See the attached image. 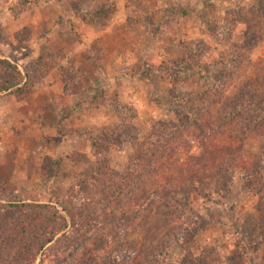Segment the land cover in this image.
I'll list each match as a JSON object with an SVG mask.
<instances>
[{
	"label": "rangeland",
	"instance_id": "1",
	"mask_svg": "<svg viewBox=\"0 0 264 264\" xmlns=\"http://www.w3.org/2000/svg\"><path fill=\"white\" fill-rule=\"evenodd\" d=\"M111 1L94 28L69 0H0V59L26 76L0 91V182L44 205L31 211L52 240L33 264H264V79L249 78L264 73V0H169L186 18L165 0ZM150 13L157 28L142 25ZM48 157L62 161L53 182Z\"/></svg>",
	"mask_w": 264,
	"mask_h": 264
},
{
	"label": "trees",
	"instance_id": "2",
	"mask_svg": "<svg viewBox=\"0 0 264 264\" xmlns=\"http://www.w3.org/2000/svg\"><path fill=\"white\" fill-rule=\"evenodd\" d=\"M88 0H69L68 5L70 11L76 12L78 16H81L83 19H86V21H83V23H88V25L93 26L96 28L94 23H97L98 17L104 14L107 11H110V13H114L117 9L116 5L113 4L111 0L101 1L97 3L95 6L87 7L85 3ZM164 10L167 11V13L171 16L175 15H181L183 18H186L188 16V9L185 5L176 4L175 2H170L169 0H165V8ZM230 16H233V12L230 11ZM85 17V18H84ZM56 18V17H55ZM59 18V17H57ZM205 19V16L202 15L200 23V26H204L205 23H203V20ZM207 19V18H206ZM226 19H222L220 23H214V21L210 22V26L208 29V32L211 33L212 36L215 37H223L225 36V32L227 30V27L223 22H225ZM153 23L155 28L158 27V23L153 21L150 14H145L142 19V25L146 28L149 23ZM214 23V24H213ZM213 24V25H212ZM217 24V25H215ZM57 25V24H56ZM210 30V31H209ZM94 54V53H93ZM229 57V56H226ZM86 59L92 66L94 67V70L99 68V59L98 57H92L90 53L86 52ZM179 71H181L182 75L186 76L188 73V70L191 68L189 58L182 57L179 59ZM227 62H223L222 64H226ZM221 63H218V65H215L213 67L215 70L218 69L222 65ZM259 65V62L256 64ZM175 69L168 70V73L165 72L166 77H171L172 75L175 76L177 73V70ZM0 91L8 90L11 88L17 87L24 77H26L22 70H20L18 67L14 66L12 63L5 59H0ZM219 71V70H218ZM77 70L75 68L68 67L65 69L63 76L64 77H74L76 76ZM207 71L201 72V70L198 72L200 74L199 79L202 81H205L207 78ZM251 75L253 81L255 82L252 84V88H256V85L259 81V79H264V73L259 72L258 70L255 71V73H249ZM75 78V77H74ZM65 79V78H64ZM218 76H213L211 78V81L217 86L220 81H218ZM64 83H66V80H64ZM169 95L172 99L175 100L176 106H179L178 114L181 116L182 112L180 107L183 104V97L178 92H173L172 87L169 89ZM247 102H255L257 101V95L255 92L252 91V93H249L248 97L245 99ZM185 114V113H184ZM187 114H189L187 112ZM112 130V129H111ZM109 130L107 133L109 134H117L119 135V132H115V128L112 130ZM104 134H102V137ZM98 141L99 139L93 138V141ZM61 159H55L48 157L46 158V168H45V179L49 182H53L56 177L60 173V165H61ZM85 178L81 181H78L77 184H73L75 188L80 187L84 183ZM248 182L246 185L250 186L251 183H249V178H246ZM95 182V181H94ZM251 182V181H250ZM74 196H72L68 201L62 203L63 208L67 211V205H71L74 203L77 205L79 204V198L82 194L80 188L76 189L74 192ZM65 204V205H64ZM46 207L52 208L53 210H57V208L52 207L50 205H45ZM43 208L44 205L38 204L37 202H30V203H24L19 201H11L7 198V195H5V189L4 185L0 182V264H33V261L36 259L37 254L41 252V249L44 248L46 244H48L52 237L48 233V226L43 219H37L35 217L34 211H31L32 208ZM16 209V210H13ZM18 212L19 215L16 217L15 213ZM61 216V215H60ZM62 220L64 221V218L61 216ZM70 220L72 223H74L73 219L70 216ZM40 222V223H39ZM95 222V221H93ZM97 223V222H96ZM99 224V221H98ZM48 232H46V230ZM57 230V229H56ZM181 237L177 238V242H179L180 246H184L182 241L180 240ZM67 251L64 252L65 257L71 255L70 251L66 249ZM42 255H46L45 251L42 253ZM47 256V255H46ZM112 259H116L115 254L112 255ZM157 260V257H155ZM63 260V257H61ZM142 264H152L149 262H144ZM225 264H228L227 262Z\"/></svg>",
	"mask_w": 264,
	"mask_h": 264
},
{
	"label": "crops",
	"instance_id": "3",
	"mask_svg": "<svg viewBox=\"0 0 264 264\" xmlns=\"http://www.w3.org/2000/svg\"><path fill=\"white\" fill-rule=\"evenodd\" d=\"M53 31H54V34L55 35H58V29H57V25L54 27V29H53ZM106 32V31H105ZM97 36H101V33H100V35H94V37H92V38H97ZM92 38H89V40H91ZM84 40H87V39H84ZM67 60H66V58H65V60H62V62H66ZM54 84L57 86L58 85V82L57 81H55L54 82ZM72 95V94H71ZM24 107L25 106V103H19L18 104V107L19 108H21V107ZM36 108V107H35Z\"/></svg>",
	"mask_w": 264,
	"mask_h": 264
}]
</instances>
